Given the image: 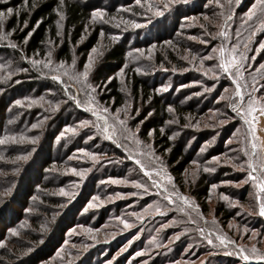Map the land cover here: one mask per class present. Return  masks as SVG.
<instances>
[{
    "label": "rangeland",
    "instance_id": "374dc122",
    "mask_svg": "<svg viewBox=\"0 0 264 264\" xmlns=\"http://www.w3.org/2000/svg\"><path fill=\"white\" fill-rule=\"evenodd\" d=\"M80 1L90 7L91 16L84 35L72 47L70 63L55 60V46L50 42L43 57L23 61L21 52L23 66L18 61L20 58L8 52L19 49L14 35L10 33L0 41V98L3 96L0 139L15 137V141L9 139L0 144V264H264L258 258L264 254V217L259 215L255 199L258 194L264 199V193H258L252 181L241 183L247 179L248 172L243 178L245 163L236 160L245 154L247 164L251 161L257 170L264 164V114L260 113L264 105V69H260L264 64V48L260 47L264 43V27H259L264 15L258 13L254 19L247 20L256 0H239V3L220 0L222 8L217 0H188V3H173L167 10L163 5L168 0H148L154 6L152 12L147 11L145 0L140 5L136 0ZM157 8L162 15L154 14ZM95 10L104 11L103 20L91 18ZM62 21L58 25L60 37ZM128 21H135L141 27H132ZM98 28L93 47L88 52H78V47L85 45ZM221 32L225 35H220ZM122 43L125 62L117 69L113 62L106 61V55L113 45ZM219 47L225 48L226 56L232 54L234 47L238 58L243 54L236 66L238 76L236 68L228 73L218 69L220 56L213 49ZM93 48L97 49L95 53ZM90 55L92 66L85 81L78 74L84 71ZM209 55L212 59H204ZM32 60L41 63L34 66ZM49 60L51 64L45 68L44 63ZM103 70L104 81L96 77ZM66 71L68 75L64 74ZM132 73L148 82L150 96L162 95L168 119L155 112L149 98L146 101L142 93L138 92L137 96L132 92ZM53 75H60L61 81L53 80ZM113 77L122 93L119 106L106 90ZM233 80L240 85L243 99L233 95L236 89ZM27 84L34 87L28 90ZM58 84L61 91L55 86ZM162 88L167 90L157 91ZM206 88L211 90L205 91ZM34 96H44V105L52 108L50 112H57V116L47 115L46 109L42 114L39 108L30 116L38 119L40 126L33 128V124H26L23 134L9 133L8 130L23 124L20 122L16 127L15 122L22 106L39 102ZM222 96L226 98L221 99ZM250 98L257 109L252 113L256 117L255 136L249 123L242 119V112L229 107V103H235L247 110ZM17 100L21 103L17 104ZM76 101L80 102L79 106ZM190 102L201 112L196 118L187 113L182 122L178 111ZM103 107L109 109L108 114L99 111ZM118 108L127 112V116L124 111L120 116L135 134L134 139L119 124L114 135L111 128L103 133V123L93 116L96 111L104 121L108 115L111 125V114ZM44 114L47 117L41 118ZM154 118L162 121L156 146L150 127ZM85 120L90 122L88 126L80 127L79 122ZM97 124L101 128L94 126ZM68 126L76 127L77 132L61 136ZM50 130L54 132L50 134ZM108 135L113 138L107 139ZM184 135L189 146L197 143L201 157L190 161L178 182L165 163L164 154L158 151L163 145L162 138L174 142L183 140ZM217 139L223 143L218 150ZM252 144L257 145L256 152ZM80 149L96 153L97 158L91 159ZM217 156L220 163L212 160ZM137 160L143 163V169ZM204 168H222L233 173L210 183L206 212L191 193L201 175L212 172ZM257 170L253 175L262 178V171ZM113 179L129 183L113 184ZM133 180L144 188L134 187L130 183ZM231 187L239 190L240 195L234 198L227 195ZM61 189L73 195L61 196ZM173 193L188 197L189 203L184 204ZM218 201H226L233 208L228 221L214 214ZM90 204L97 206L89 207ZM117 217L132 226L125 228ZM218 235L225 237L224 244L216 240ZM207 238L213 243L208 244ZM253 247L256 252L252 251ZM241 248L250 259L242 258Z\"/></svg>",
    "mask_w": 264,
    "mask_h": 264
},
{
    "label": "trees",
    "instance_id": "16d2710c",
    "mask_svg": "<svg viewBox=\"0 0 264 264\" xmlns=\"http://www.w3.org/2000/svg\"><path fill=\"white\" fill-rule=\"evenodd\" d=\"M7 8L13 9V14L11 16H6V18L0 22V35H3L5 33H12L14 35L13 38H15L17 44L19 45V49H8V52H11L16 57L20 58L18 59L19 62L22 64V57L23 61L26 58H40L43 57L46 54L48 44L51 42L54 47V57L55 60L61 63H70L72 61V47L73 45H76L78 40L84 35V28L86 26L87 20L90 19V7L83 3L80 0H63V4L61 5V0H27V3H25V0H7V2L0 3V11H5ZM58 11L63 13V21H62V36L60 37L57 35L59 32L58 25L60 23ZM59 22V23H58ZM24 28V32H21V30ZM99 28L96 30L95 33H93L91 36L88 37L87 42L85 45H81L78 47L77 51H86L90 50L93 45L95 44ZM31 33V35H29ZM60 33V32H59ZM6 36V35H5ZM5 40V38L0 39ZM124 43L122 45L116 44L113 45V47L110 49L108 54L106 55V61L113 62L117 69L121 68L124 64ZM21 48V49H20ZM23 52V54L21 53ZM22 54V57H21ZM83 61L85 59V53L82 56ZM82 61V62H83ZM15 62V61H14ZM23 65V64H22ZM14 67L16 65H13ZM24 66V65H23ZM33 71L30 70V73ZM103 71H100L96 74L97 78H100L102 81L105 80ZM102 77V78H101ZM49 82V81H48ZM59 91H61V86L55 85ZM34 87V84H27L28 90H31ZM151 86H149L148 82L146 80H143L140 78L137 74L132 73V83H131V90L133 93H135L138 96V92L142 93V97L145 98V100H149L150 104H152V107H154L155 112L160 114L162 116V119H168L169 115L166 113L165 106L162 101V95L157 94H151L150 96V89ZM119 84L118 81L113 77L108 83L106 84V90H109V97H112L117 100L116 106L121 105L122 103V93L118 89ZM16 92V90H14ZM135 95V97H136ZM3 97V96H2ZM2 97L0 98V101L3 100ZM37 96L32 97L35 99ZM44 96L37 97L39 102L35 105L29 106H22V110L20 112V115L16 117V127L21 122L22 125L18 127V129L14 130H8L10 133H16V134H23L26 127L24 125L31 126L32 124H38V119L35 118V115L32 119L30 115L33 114L32 111L36 112L37 109H41V113L43 110L47 111V115L52 116L56 115L57 112H50V109L44 105L45 104V98ZM14 98V97H13ZM149 98V99H148ZM9 100V99H8ZM7 100V102H8ZM52 100V99H51ZM4 103V101H2ZM200 103V101L198 102ZM57 104V103H56ZM4 108V106H2ZM2 109V108H1ZM48 109V110H47ZM176 110L179 109L178 106L175 108ZM245 111L246 108H245ZM181 116V121L185 122V119L183 116L188 114L194 115L196 118L200 112L201 109L198 107H195V104L193 102L184 104L183 107L178 111ZM43 114V113H42ZM101 120L102 123H104L103 118L99 117L98 115H93ZM242 119L245 117V113H242ZM37 117V116H36ZM47 117L46 114L41 116V118ZM31 119L30 121L28 119ZM241 119V120H242ZM248 119V117H247ZM162 125V121L154 118L153 123H151L150 127L153 129V139H154V146L157 144L158 134L160 133L159 128ZM239 125L243 130H245V133L247 134V129L244 127L242 121H239ZM42 126V125H41ZM51 126V123L48 124V127ZM5 129V125L3 126ZM24 129V130H23ZM47 129V126H46ZM18 130V131H16ZM54 130V129H53ZM15 131V132H14ZM50 130V134H52V131ZM8 132H1V133H8ZM187 136V135H186ZM189 139H187L184 135L183 140L180 141H171L168 137L162 138L160 142L162 141L163 145L161 149L158 152H161L164 154L165 163L169 166L170 170L177 176L178 182H181L182 174H184L186 170V166L190 163L191 160L199 158L201 156H198L199 152L197 151L198 146L197 143H193V145H188ZM245 140V139H244ZM219 140L217 139L216 142ZM51 142V141H50ZM223 145L222 141L216 143L217 148L221 149ZM189 147L191 148L189 150ZM243 148L245 149V144L243 143ZM260 151V150H259ZM256 152V149H255ZM207 155V153L203 154ZM237 163H245V167H242L244 171L243 178L246 177V173L249 172V168L247 167V161L245 154H242L240 158L236 159ZM243 163V165H244ZM143 164V163H142ZM257 169V168H256ZM260 170V169H259ZM257 170V171H259ZM260 173V171H259ZM264 172L262 174L260 173V176L264 179ZM222 176H233L232 171L230 170H223L222 168L215 169L214 171L210 173H203L201 175V180L198 183L197 187L192 188L191 193L194 195V197L198 200L200 203V209L203 212H206V205H205V199L208 198V191L210 183H214L217 178H220ZM226 178V177H224ZM204 183V184H203ZM182 185V184H181ZM184 189L185 187L182 186ZM249 190V186H248ZM239 190H235L234 188H228L226 191V194L233 195L232 198H234V195L239 194ZM231 192V194H230ZM240 195V194H239ZM242 200V199H241ZM232 212L233 208L230 206V203H226V201H221L216 203V206L214 208V214L219 216L222 220H227L232 218Z\"/></svg>",
    "mask_w": 264,
    "mask_h": 264
},
{
    "label": "snow or ice",
    "instance_id": "6c2138e0",
    "mask_svg": "<svg viewBox=\"0 0 264 264\" xmlns=\"http://www.w3.org/2000/svg\"><path fill=\"white\" fill-rule=\"evenodd\" d=\"M236 2L239 3V0H236ZM25 3H27V0H25ZM136 3L138 5H140L141 4V0H136ZM145 3L147 5V11L152 12L153 11V7H154L153 4L148 2V0H145ZM173 3H177V4L178 3H188V0H168L167 3H164L163 8L165 10H167L171 6V4H173ZM62 4H63V0H61V5ZM217 5L219 7H221V8L223 7V5L220 4V0H217ZM141 6L143 7L144 5H141ZM258 13L261 14V15H264V0H256L255 4L252 5V8L247 13V20L250 21V20L254 19L255 17H257ZM12 14H13V9L12 8H7L6 12L5 11H0V22H2L6 18V16H11ZM154 14L159 16V15H162V12L157 8L155 10ZM58 15H59L60 19L63 20V18H64L63 13L58 11ZM104 15H105V13H104L103 10H95V11L92 12V17L91 18L94 21L97 20V19L103 20ZM127 23H130L132 25V27H137V28L141 27V25L137 24L135 21H128ZM259 27H264V20L260 21ZM59 34L60 33L58 32L57 35H59ZM5 35H10V33H5L3 35H0V39H3ZM29 35H31V33H29ZM101 35H103V33H101ZM220 35L223 36L225 34L223 32H221ZM253 35H255V33H253ZM114 39H115V37H114ZM192 39H195V37H192ZM201 42L203 43L204 41H201ZM12 47H16V46L12 45ZM260 47L264 48V43H262L260 45ZM96 51H97L96 48L92 49L93 53H95ZM213 52H218L219 53L220 63L217 65V67H218V69L220 71H222L224 73H228L230 71V69L236 68V66L239 63V59L240 58H244L243 54H241V56L239 58L235 55V52H236V48L235 47L232 49V54L229 55V56H226V50H225L224 47H219L218 49H213ZM193 59H195V57H193ZM204 59H212V56L209 55L207 57H204ZM92 60H93V57L90 55L89 56V62L86 63L85 66H84V71L82 73L78 74V77H82L85 81L88 78L89 70L91 69V66H92ZM40 63H41V61H39V60H32V64L34 66L35 65H39ZM50 64H51V60H49L48 62H45L44 63V67L48 68ZM0 67H2V66H0ZM61 67H63V65H61ZM260 69H264V64L260 65ZM121 71L123 72V69H121ZM136 71L139 72L140 69L137 68ZM209 71H212V69H209ZM257 71H259V69ZM64 74L68 75L67 71ZM204 74L207 75L208 73L205 72ZM216 74L217 73L213 71V76H216ZM239 74H240L239 73V69L236 68V75L238 76ZM52 79L57 81V82H60L61 81V76L60 75H53ZM233 83L236 84V89H235L233 95L243 99V97L241 95V91H240V85L237 83L236 80H233ZM89 87H91V85H89ZM166 90H167L166 88H162V89H158L157 91H166ZM210 90H211L210 88H206L205 89V91H210ZM227 91L228 90L225 89V92H227ZM225 98L226 97H224V96L221 97V99H225ZM16 103L20 104L21 102L19 100H17ZM76 103L79 106L80 102L76 101ZM254 105H255V101L251 100V98H250V102H249L248 107H247V111H245V108L242 105L238 106L235 103H229V107H231L233 111L239 110L240 112L245 113V117L244 118L246 119V122L249 123V125L251 126V133H252L253 136H255V132H256V128L254 127V122L256 120V117L252 116V113L257 111V109H256V107ZM88 108H89V110H91V108H92L91 104H89ZM169 110L171 111L172 109L170 108ZM99 111L104 113V114H108L109 113V109L107 107H103V108L99 109ZM122 111H124V110L118 108V109H116V112L114 114H111V120L113 121V123L111 125L109 124V116L105 115L104 123H103V126H102L101 130H102L103 133H107L109 131V129L111 128L112 132H113V135H114L115 134V126H116V124H119V125L123 126L124 131L128 133V136H130V137H132L134 139L135 138V134L132 132L131 129H129L127 127L126 120L122 119L121 116H120V113ZM260 113L264 114V105H261ZM93 115H97V112L93 111ZM124 115L127 116V112L126 111H124ZM249 116H252L251 120H247V117H249ZM224 122L225 121H221V123H224ZM89 123L90 122L86 121V120L85 121H80L79 122V126L80 127H86V126H88ZM94 126L98 127V128H101V125H99V124L94 125ZM32 127L35 128V127H37V125L33 124ZM76 132H77V128L76 127L68 126V127H66L64 132H61L60 135L63 136V135H65V133L75 134ZM149 135H151V133H149ZM112 138H113L112 135H108L107 136V139H112ZM125 138H128V137H125ZM9 139L15 141V137H6V138H3V139H0V144L7 143ZM21 139H23V137H21ZM136 143H139V141L137 140ZM256 147H257L256 144H252V148L253 149H256ZM79 151L83 152L86 156H89L93 160H95L97 158V154L96 153H89V152H86L84 149H80ZM201 151H204V149L202 148ZM129 158H131V157H129ZM212 160L215 161L216 163H220V157H218V156L217 157H212ZM136 163L140 164L141 169L144 168L143 164H141V162L139 160H137ZM193 163H196V162L194 161ZM248 168H250L251 171L248 172L247 179L244 180V181H241V183H247L248 181H252V182L255 183V187L257 189V192L258 193H264V179L253 175V172H255L257 169L253 166L251 161L248 162ZM260 170L262 172H264V164L261 165V169ZM72 171L75 174H77V175L83 176L82 172L78 173V172H76L75 169H72ZM204 171H214V169L213 168H204ZM160 174H164L163 171H161ZM145 175H148L147 171H145ZM166 179L171 181L172 177L171 176H166ZM111 183L120 184V183H129V181H122V180H119V179H113V180H111ZM130 183H132V185L134 187H136V188H144V185L142 183H138L137 181L133 180ZM213 187H215V185H213ZM59 195H61V196H71V195H73V193L66 192V191H64V189H61L60 192H59ZM117 195H119V194H117ZM131 195H135V193H131ZM173 195H177V194L173 193ZM177 198L179 200H181L184 204H188L189 203V198L186 197V196L177 195ZM222 198L225 199V200L228 199L227 196H223ZM93 199L94 200L95 199H99V197H93ZM165 199L169 200L170 203L173 202L171 197H169V196H165ZM255 199H256V201L259 204V215L264 217V199H262L259 194L256 195ZM96 206L97 205H95V204H90L89 205V207H96ZM181 210H183V209H181ZM156 211L160 212V209L157 208ZM161 214H163V213H161ZM133 215H135V213H133ZM117 219H119L120 222L122 224H124L125 228H128V227L132 226L127 220L120 219L119 217H117ZM213 222H215V221H213ZM199 231H200L201 235H203V229H200ZM216 240L220 241L221 244H224L225 237L218 235V236H216ZM207 242H208V244H212L213 240L211 238H207ZM228 242L229 243H234V241H228ZM123 250L124 249H122L121 251H123ZM244 251L245 250L243 248H241L240 254H241L242 258L244 260L250 259V257L248 255H244ZM252 251L256 252L255 247L252 248ZM141 254L142 253H137V255H141ZM258 258L261 259V260H264V254L259 255ZM201 264H203V262H201Z\"/></svg>",
    "mask_w": 264,
    "mask_h": 264
},
{
    "label": "crops",
    "instance_id": "0c3cea01",
    "mask_svg": "<svg viewBox=\"0 0 264 264\" xmlns=\"http://www.w3.org/2000/svg\"><path fill=\"white\" fill-rule=\"evenodd\" d=\"M244 120L246 121V119L244 118ZM248 120V119H247ZM262 143V142H261ZM259 150L262 152V150H263V148H262V146H261V144L259 145ZM263 154H264V152H263ZM264 157V156H263Z\"/></svg>",
    "mask_w": 264,
    "mask_h": 264
}]
</instances>
